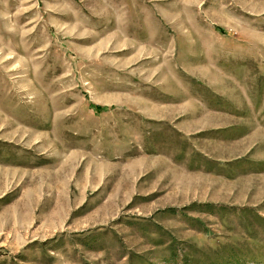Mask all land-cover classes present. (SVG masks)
<instances>
[{
    "label": "rangeland",
    "instance_id": "rangeland-1",
    "mask_svg": "<svg viewBox=\"0 0 264 264\" xmlns=\"http://www.w3.org/2000/svg\"><path fill=\"white\" fill-rule=\"evenodd\" d=\"M0 264H264V0H0Z\"/></svg>",
    "mask_w": 264,
    "mask_h": 264
},
{
    "label": "trees",
    "instance_id": "trees-1",
    "mask_svg": "<svg viewBox=\"0 0 264 264\" xmlns=\"http://www.w3.org/2000/svg\"><path fill=\"white\" fill-rule=\"evenodd\" d=\"M96 107H100V106H96Z\"/></svg>",
    "mask_w": 264,
    "mask_h": 264
}]
</instances>
